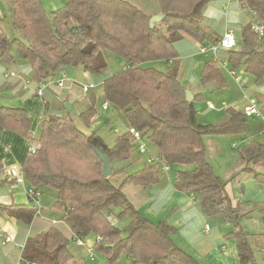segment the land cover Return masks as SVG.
Masks as SVG:
<instances>
[{
  "label": "trees",
  "instance_id": "16d2710c",
  "mask_svg": "<svg viewBox=\"0 0 264 264\" xmlns=\"http://www.w3.org/2000/svg\"><path fill=\"white\" fill-rule=\"evenodd\" d=\"M7 1L11 14L0 18V63L16 65L30 72L33 80L41 81L55 78L56 72L65 66H79L89 74L102 73L107 69L105 51L123 58L124 68L102 82L104 102L122 113L127 129H136L154 146V152H148L169 165L176 190L192 195L205 215L221 213L231 222L232 229L225 235L235 239L240 264H254L249 234L238 223L242 215L237 214L240 204L232 207L230 202L226 203V183L207 162L203 137H253L263 134L264 123L260 119L249 122L243 107L232 105L223 107V121L197 123L194 102L201 100L202 94H193L192 100L186 101L185 87L178 79L175 43L183 35L200 45L212 41L202 26L203 9L211 0H157L165 17L160 21L163 27L155 23L153 28L148 24L151 15L128 0H65L51 11H46L40 0ZM239 3L260 22L263 36L258 38L248 21L240 29L238 47L218 50L217 54L226 58L229 68L244 69L262 87L264 0ZM149 60H165L168 69L162 72L141 66ZM228 78L212 58L204 60L199 73L201 83L215 82L220 89L226 86ZM94 104L95 95L91 92L89 104L79 116L83 124H89L96 115ZM2 130L19 135L35 147L33 153L27 151L20 166L26 188L39 192L41 202L50 201V207L61 214L73 238L99 237L92 248L107 264H114L121 252L134 264H198L174 242V226L145 218L121 189L128 182L140 187L156 184L162 173L155 164L145 160L118 186L111 183L110 177L123 173L122 169L114 170L111 166L110 176L103 177L96 149L108 157L110 165L113 160L129 159L136 145L127 130L108 146L98 134L79 128L73 119L52 115L41 121L39 132L33 135L26 109L0 105ZM252 137L240 148L245 162L241 172L252 175L257 185L264 187V173L255 168L264 166V141ZM117 205L120 211L114 213L112 207ZM2 211L29 223L36 208L9 210L0 204ZM128 213L133 218L124 226H117L115 220H122ZM69 243L70 239L56 227L41 231L23 245V264H68L62 253Z\"/></svg>",
  "mask_w": 264,
  "mask_h": 264
},
{
  "label": "crops",
  "instance_id": "0c3cea01",
  "mask_svg": "<svg viewBox=\"0 0 264 264\" xmlns=\"http://www.w3.org/2000/svg\"><path fill=\"white\" fill-rule=\"evenodd\" d=\"M205 6L206 8L204 7L203 9V16L206 19L204 20L205 26H207L209 30V33H207V37L209 39L212 38L211 43H213L214 40L220 38V36L226 30L231 29L235 34L237 45V32H240L241 27L250 19H247V13L244 12L246 9L244 7H241V4L237 5V3L232 2L231 0H211ZM43 8L46 11L56 9L51 5H49L48 7H45V5H43ZM159 13L161 12L158 9L153 14ZM5 14L8 16L11 14L10 4L7 0H0V18H2V16ZM250 15L251 17L253 16L252 13ZM239 18H242L244 22L241 26L238 25L237 22ZM181 41L186 42L185 45L182 46V44H179L181 43ZM176 43L175 50L177 48V51L179 53L177 51L176 53L180 56H198L199 53L197 54V52L200 44L192 38L184 36L183 39L179 40ZM221 57L224 58V56ZM0 64V96L8 100L4 101L5 103L14 102V100H16L19 106L27 110L30 118V131L33 133V135H37V133L39 132L41 121L45 117L52 115H57L63 118H71L79 128L85 131V128L83 127L84 124L79 117L80 113L85 110V108L89 104V91L96 87V85L98 84H101L102 88V82L105 78H97L95 84L93 78H91L92 74L90 75L89 73L84 72L82 75L83 77L88 79L89 83L79 85L80 87L78 88L75 81H70V79L66 77L62 87L54 89L47 88L43 92V99H41L34 95L33 91L35 84H32L30 89L24 90L18 82L11 79L6 80L2 76V71L5 68L19 69L24 73V76H27L28 78H31L33 80L30 72H25L24 69L19 68L16 65L10 66L4 65L2 63ZM124 66L122 67V69L124 68ZM58 72L59 70L56 72V75H58ZM61 74L65 73L62 72ZM214 83L215 82H209L211 92L218 90L217 86ZM233 83L235 84V82ZM236 85L237 84H235V86ZM254 85L255 86H253V90L261 91L260 88H262L263 91L261 92L262 94H264V86L260 87L258 86V83H254ZM84 87H87V89H84ZM243 88L244 91L240 92L243 94V96L241 95V99L245 101V103L243 104L244 107L248 103L249 99H256V97L255 95H253V91L247 92V89H245V87ZM92 93L95 95L96 99V97L98 96H96L94 92ZM101 96L103 98V93H101ZM61 101H64V104L66 102L69 103L70 107L60 108L59 103ZM0 103V105L5 104L2 101H0ZM104 103L105 102H103L101 105V110L107 111L109 109L108 106L110 105H107V107L104 109ZM211 104L217 106V108H213L212 110H219L217 112L223 111L222 106L218 107L219 105L217 104ZM224 105L228 104L224 103ZM68 109L70 110L67 111ZM93 120L94 117L90 122H92ZM107 122H109L108 119ZM126 128L127 125L121 130L117 127H110L113 135H111L110 132L107 131L103 133L95 131L93 132L98 134L103 139L105 144H107L108 146H112L115 142L116 137L124 133L126 131ZM115 129L117 131H115ZM260 141H264V137ZM29 146L30 143L26 139L11 131L2 130L0 132V162L2 165V169L0 170V204L8 207L9 210H31L32 208H36V211L29 223H24L23 221L17 219L15 216L9 214L6 211L0 212V264H23L21 251L26 240L29 237L34 236L37 233L44 231L50 227H56L67 238L70 239V243L68 244L66 250L62 253V258L65 260V262H67L68 264H83L85 262L83 260V257H89L85 248L86 246L76 245L68 224L61 218L60 213L52 210V208L50 207V201L48 202L47 200L43 199L40 207L38 208L25 192V185H18L10 181L11 178L8 176L9 170L11 168L15 170L16 168L20 169L21 163L23 162L27 154ZM244 175L248 174L245 173ZM252 183L254 189L257 190V194H259L261 191V194L263 195V191L256 185V181H253ZM147 187H151V190L153 189V191L150 190V194H155V199L156 201H158V204H162V202H166L170 198L171 203L176 204L175 207L177 206L176 209L179 210L177 211L175 216L173 218L170 217V219L161 221H165L166 223L174 226L175 231L172 233L174 242L186 252L190 253L196 259L198 264H240L235 239L228 238V240H225L224 230L219 229L218 227L211 233L208 223L209 218H212L215 221L217 220L219 222H224L226 219L221 213L207 216L200 210L197 215H189V217L186 213V210L188 211V208L192 207L191 205L197 203V201L195 200V198H193L192 195L176 190L172 185L170 176H166L165 174L160 175L159 181L156 184L149 185ZM186 199H188L189 204L187 201H185ZM255 199H257V197L251 199V201L253 202ZM244 202L249 203L248 200ZM246 209L248 210L247 207ZM198 215H200V217ZM201 216H205L206 218H201ZM193 217H195V219L197 218V221L194 220L196 223L193 222ZM202 224L203 227H200V225ZM205 226H208V230H205ZM31 232H33L34 235L30 236ZM6 236L9 237L8 241L4 240ZM247 240L253 250L254 248H257L256 245L258 244L260 247L259 250L264 254V230L259 231L257 235L249 234ZM84 241L86 244L92 243V239H90L89 237L85 238ZM96 254L98 255V257L101 256L95 252L93 260L95 259ZM100 258L103 257L101 256Z\"/></svg>",
  "mask_w": 264,
  "mask_h": 264
},
{
  "label": "rangeland",
  "instance_id": "374dc122",
  "mask_svg": "<svg viewBox=\"0 0 264 264\" xmlns=\"http://www.w3.org/2000/svg\"><path fill=\"white\" fill-rule=\"evenodd\" d=\"M132 4L136 5L138 8L143 10L149 15H154L159 7L157 0H128ZM232 2H235L240 4L238 0H231ZM41 4L45 5V7H48L51 5L52 7L58 8L61 5L64 4L65 0H40ZM52 3V4H50ZM11 8V7H10ZM206 8V6H205ZM244 12L247 13V19L249 21L254 18V16L251 17V13L248 10H245ZM206 20V19H204ZM218 20V19H217ZM216 20V21H217ZM218 22V21H217ZM238 25H242L244 22L242 18H239L237 20ZM158 26L163 27L160 22H156ZM202 26L205 28L206 33H209L208 27L205 26V21L202 22ZM233 31V30H232ZM238 31V30H236ZM237 40L238 44H240V32H237ZM185 36V35H183ZM186 42L181 41L182 44L185 45ZM178 44V43H176ZM176 47V46H175ZM191 47V46H190ZM238 46L236 45V48ZM196 50V49H195ZM177 51V48H176ZM178 52V51H177ZM197 52V51H196ZM179 53V52H178ZM199 53V54H198ZM198 56H189V55H179V63H178V79L183 84L185 89L189 90L191 93H201L202 98L201 100H196L194 102V109H195V121L199 124H213L217 122H221L225 119L224 117V111L217 112L219 110L208 107L209 103H214L219 105L218 107L222 106V103L235 106L236 108H242L245 101L241 99V93L242 91L235 86L233 83V79L230 78L227 79V84L225 87L220 88L218 90H215L211 92L209 83L203 84L199 80V73L201 70V67L203 65L204 60L207 58H211V52H207L206 54L201 53L198 47ZM105 60L107 62V69L99 74H90L91 78H93L94 83L96 84V79L101 77V79L107 78L111 75H114L122 70V67L124 66V60L123 58L114 55L113 53H110L108 51L104 52ZM168 62L165 60H149L145 61L141 64L142 67H150L154 68L159 71H166L168 69ZM216 66H219L218 63H215ZM62 72L65 73L66 77L70 79V81H75L77 87L79 88V85L87 84L89 83L88 79L83 77V70L79 66H65L63 68L59 69L58 77ZM237 75L240 76V82L245 89H247V92L253 91V95H255L256 100L261 105L262 109L264 110V97L261 91H263L262 88L261 91L259 90H253L254 81L253 77L244 71V69H239L236 72ZM89 75V76H90ZM55 77V78H56ZM233 81V82H232ZM65 82V80H64ZM215 84V83H214ZM216 85V84H215ZM53 88L54 87H50ZM101 84L96 85L92 90L89 91V93L94 92L96 94L95 99V109L97 115L94 116V120L90 122L87 125H83L85 128L86 133H91L93 131L103 133L105 131L110 132L111 135H113L112 130H110V127H117L120 130L124 127H126V121L124 119V116L118 109L114 108L113 106H108L107 111L101 110V105L104 102L101 93ZM239 89V90H238ZM46 90V89H45ZM44 90V91H45ZM79 90V89H78ZM241 91V92H240ZM249 94V93H248ZM5 95V94H4ZM55 95V93H54ZM244 98V97H243ZM245 100V99H244ZM0 101L5 103L4 101H8L7 99H4L2 96H0ZM66 102V101H65ZM1 104V103H0ZM7 105H12L16 107L19 106L18 102L14 100V102H6ZM4 104V105H5ZM60 108H64V101L59 103ZM223 107V106H222ZM217 108V106H215ZM64 110V109H63ZM68 109L67 111H69ZM223 110V108H222ZM107 119L109 122H107ZM257 119L248 118L249 122H256ZM127 129V128H126ZM252 136L248 134L243 135H229V134H223V135H207L204 136V144H205V156L207 162L212 166L214 172L226 183L225 184V196H226V203L230 202L232 207H236L240 204V209L237 212V214H242L240 218L238 219L239 226L248 234L257 235L259 231L264 230V187H261L257 185L262 191L263 195L261 194V191L259 194H257V190L254 189L253 181L254 180L252 175H244V172H240V170L245 166V162L240 156V148L241 145L244 142H247ZM263 134L259 133L252 137V139L261 140L263 139ZM145 142L147 143V147L149 149V152H154V146L150 144V142L146 139ZM111 143V142H109ZM236 143V147H232V144ZM146 154H139L135 149L131 151V156L129 159L126 160H113L112 161V168L114 170L122 169L123 173L121 174H114L110 177V181L112 184L118 186L122 184V179L129 173L139 169L142 167L143 163L146 160ZM189 167V166H186ZM184 167L180 169H184ZM256 171L263 172L264 173V166H256ZM176 169V168H174ZM17 172H21L19 168H16ZM151 187H140L137 185H134L132 183H125L122 184V191L125 194V197L134 205V207L137 209V211L143 215L145 218L149 219L153 222H158L165 219H170L175 216L177 211L179 209H176L175 205L171 203V198L168 199L166 202H162V204H158V201L155 199V194H150ZM153 191V189L151 190ZM253 202L251 199L256 198ZM263 198V201H262ZM248 200L249 203H245L244 201ZM185 201L188 202V199ZM251 201V202H250ZM189 204V202H188ZM225 204V203H224ZM250 205V206H249ZM192 207L188 208L189 210H186V213L191 216H195L200 212V207L198 203L192 204ZM248 208V210L246 209ZM112 210L114 213H118L120 211V207L113 206ZM183 214V213H182ZM214 215V214H213ZM132 213H128L122 220L118 221L115 220V224L117 226H124L127 224L132 218ZM200 217V215H198ZM209 216V215H207ZM190 217V216H189ZM201 218H206L205 216ZM193 222L194 220L197 221V218H192ZM196 223V222H195ZM209 226L211 233L215 231V229L218 227L219 229L224 230V238L225 240L228 238L226 237V233L232 229L231 222H228L225 220L224 222L215 221L212 218H209ZM200 227H203V224L200 225ZM34 235L33 232L30 233V236ZM260 235V234H259ZM92 239L91 237H89ZM92 243L88 244L91 245ZM257 248H254L253 251V257L255 264H264V254L259 250V245H256ZM86 251H87V247ZM95 253V251H93ZM88 255V253H87ZM98 257V255L93 254V258L83 257V260L85 261L83 264H107L103 258ZM118 262L115 264H134L131 258L127 256L126 253L121 252L119 255ZM203 263V262H202Z\"/></svg>",
  "mask_w": 264,
  "mask_h": 264
},
{
  "label": "built area",
  "instance_id": "2783aa9c",
  "mask_svg": "<svg viewBox=\"0 0 264 264\" xmlns=\"http://www.w3.org/2000/svg\"><path fill=\"white\" fill-rule=\"evenodd\" d=\"M239 2V0H238ZM242 5V4H241ZM243 7V5L241 6ZM250 28L251 30L257 35L258 38H261L263 36V27L255 19L250 20ZM236 47V40H235V34L231 29L226 30L220 38L216 39L213 43H210L208 45H200L199 50L201 53H207L211 52L212 54V60L219 64V68L224 70L226 74L233 79V81L237 84V86L240 88L241 91H244V88L240 82V76L236 74L237 71L231 69L228 67L226 58H222L220 55L217 54L218 50H228ZM1 65V64H0ZM2 76L6 80H14L18 82L22 89L27 90L30 89L32 84H35L34 87V95L36 97H39L43 99V92L45 89L54 87V88H60L63 85L64 80L66 79L65 74H60V76L53 78V79H47V80H41V81H35L31 78H28L27 76H24V73L19 69H3ZM84 89H87V87H84ZM222 106L224 107V103H222ZM107 107V104L104 103L103 108L105 109ZM209 108H215V106L211 103L208 104ZM243 114L248 118H256L260 119L264 123V111L262 110L261 105L256 99H249L248 103L243 107ZM131 136V139L135 142L136 145V151L139 154H146V162L149 164H155L160 172L162 174H165L166 176H169V165L166 164L161 160V158L155 154H149L147 143L145 142L144 138L141 136L140 132L137 131L134 128H128L126 129ZM115 131H117L115 129ZM264 134V131H263ZM233 147L236 146V143L232 144ZM29 152H34L35 147L33 145H30L28 148ZM21 171V170H20ZM8 176L11 178V180H14L15 184L18 185H24V179L22 176V173L17 172V170L11 168L8 172ZM25 192L27 193L28 197L31 199V201L39 208L40 202H41V196L39 192L33 190L32 188H26ZM205 230H208V226H205ZM4 240L8 241L9 237L6 236ZM76 245L79 246H86L87 247V253L89 258H93L94 250L92 248L94 242L100 241L99 237H96L95 239H92V244L88 245L85 243L83 239L73 238Z\"/></svg>",
  "mask_w": 264,
  "mask_h": 264
},
{
  "label": "water",
  "instance_id": "95a60500",
  "mask_svg": "<svg viewBox=\"0 0 264 264\" xmlns=\"http://www.w3.org/2000/svg\"><path fill=\"white\" fill-rule=\"evenodd\" d=\"M164 17H165V14H163V13L151 15L149 18V21H148L149 28H153L154 24L156 22H160ZM184 94H185V100L186 101L192 100L193 95L189 90L185 89ZM69 107H70V104L66 102L64 104V108H69ZM95 152H96L98 158L102 162V175H103V177L110 176L112 170H111V165H110V162L108 160V157L99 149H96Z\"/></svg>",
  "mask_w": 264,
  "mask_h": 264
}]
</instances>
